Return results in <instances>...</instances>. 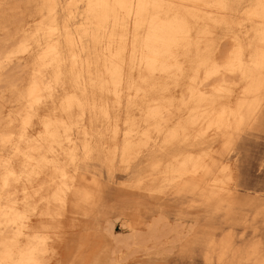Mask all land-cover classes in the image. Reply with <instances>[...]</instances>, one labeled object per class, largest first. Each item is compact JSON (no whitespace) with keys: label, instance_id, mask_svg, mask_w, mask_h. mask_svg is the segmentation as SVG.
<instances>
[{"label":"bare ground","instance_id":"1","mask_svg":"<svg viewBox=\"0 0 264 264\" xmlns=\"http://www.w3.org/2000/svg\"><path fill=\"white\" fill-rule=\"evenodd\" d=\"M235 2L85 0L95 44L109 28L106 43L93 63L99 95L90 110L109 121L108 101L111 98L119 104L122 82H130V97L153 95L128 122L122 136L117 121L106 130L111 138L109 166L113 165L119 137V158L126 163L164 135L163 156L142 176L138 187L145 188L150 180L163 177L175 193L198 191L208 203L231 201L233 173L219 157L220 151L245 114L255 116L264 101V0H250L242 11ZM56 6V0H47L48 18L43 13L29 29L18 28L22 30L19 44L1 53L5 61L22 59L15 67L27 68L28 76H21L22 88L16 92V100L23 103L16 114L17 131L12 116L0 130V162H4L0 170V264H45L55 239L34 235L40 226L37 224L61 218L70 209L68 192L78 190V184L67 165H77V141L85 154L91 151V117L86 116L78 94V87L92 81L91 64L80 57L81 49L72 35L69 22L73 14L69 11L61 24L53 13ZM242 22L250 28L240 34ZM220 29H224L221 38L229 42L224 55H220L217 42ZM194 32L196 38L192 37ZM62 36L74 63L71 82L76 84L62 95L59 105H53L49 100L54 84L61 82L63 86L65 82ZM31 55L32 61L28 59ZM179 86H185V92L171 91ZM14 140L19 141L14 150L20 165L4 160L2 154ZM45 170L46 176L36 181ZM85 190L87 200H91L92 191ZM19 191L21 198L17 197ZM34 216L38 217L36 224H32ZM157 224L158 220H152L143 231L132 221L122 241L132 247L156 240L160 236ZM106 229L118 243V234L112 233L109 222Z\"/></svg>","mask_w":264,"mask_h":264},{"label":"rangeland","instance_id":"2","mask_svg":"<svg viewBox=\"0 0 264 264\" xmlns=\"http://www.w3.org/2000/svg\"><path fill=\"white\" fill-rule=\"evenodd\" d=\"M56 1L53 13L61 24L66 21L69 11L73 14L69 22L72 35L81 49L80 57L91 64L92 81L84 82V89L78 87V94L84 101L86 116L91 117L92 145L90 153L85 154L81 142L77 141V165H67L78 184V190L68 192L72 200L70 209L61 218L37 224L40 226L34 235L46 234L55 239L53 252L46 256L45 264H264V101L255 116L245 114L220 151L219 157L233 173L230 204L208 203L198 191L175 193L163 177L150 180L149 185L140 188L142 176L148 174L163 156L160 152L164 135H159L137 159L126 163L119 158L122 147L119 137L113 165L109 166L107 153L111 138L106 130L117 121L119 136H122L129 128L128 122L141 112L153 95L130 97V82H122L119 104L113 103L111 98L108 101L110 120L93 113L90 106L98 103L99 95L93 63L106 43L109 28L101 32L99 43L95 44L94 26L87 20L85 0ZM233 1L240 11L250 2ZM165 3L172 4L170 1ZM46 6L47 0H0V130L12 116L17 131L19 117L16 114L23 103L16 100V92L22 88L21 76H28L27 68L22 71L15 67L17 62H23L22 59L5 61L1 53L19 44L21 28L29 29L43 13L48 18L51 12L47 13ZM242 25L238 29L240 34L250 28L247 22ZM223 32L224 29L217 32L220 55L229 48L227 39L221 38ZM197 35L194 32L192 37ZM61 39L65 82L63 86H60L61 82L54 84L55 92L49 100L53 105H59L62 95L76 84L70 77L74 63L64 36ZM28 59L32 61L33 55ZM129 65L128 73L132 71V64ZM85 77L87 81L89 75L86 72ZM183 89L186 87L179 86L171 91L178 94L185 92ZM18 144L19 141L14 140L11 147L3 148L4 160L10 159L20 165L14 150ZM3 163L2 160L0 170ZM46 174L47 170L35 180L40 181ZM208 178L212 180L213 177L208 175ZM86 188L93 193L91 200H87ZM21 196L19 191L17 197ZM152 220H158L160 236L126 247L122 241L130 232L126 226L133 221L145 231ZM37 222L38 217L34 216L32 224ZM108 222L112 225V233L118 234V243L106 229ZM113 249L117 253H113Z\"/></svg>","mask_w":264,"mask_h":264}]
</instances>
